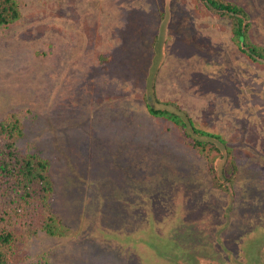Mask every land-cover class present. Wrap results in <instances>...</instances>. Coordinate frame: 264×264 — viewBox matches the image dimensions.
<instances>
[{
	"label": "rangeland",
	"instance_id": "rangeland-1",
	"mask_svg": "<svg viewBox=\"0 0 264 264\" xmlns=\"http://www.w3.org/2000/svg\"><path fill=\"white\" fill-rule=\"evenodd\" d=\"M17 1L0 123L19 120L20 152L49 162L64 233L37 227L44 209L9 264H264V61L232 20L202 0ZM227 1L264 51V0ZM150 105L218 134L194 136L219 151Z\"/></svg>",
	"mask_w": 264,
	"mask_h": 264
},
{
	"label": "trees",
	"instance_id": "trees-1",
	"mask_svg": "<svg viewBox=\"0 0 264 264\" xmlns=\"http://www.w3.org/2000/svg\"><path fill=\"white\" fill-rule=\"evenodd\" d=\"M202 1L213 12L232 20L235 40L248 57L264 61V51L246 40L249 21L243 7L227 0ZM20 15L17 0H0V25L16 21ZM149 110L180 126L191 137L193 144L202 150L208 148V151H219V146L214 139H201L194 136L195 133L224 141L218 134L197 128L188 116L152 105ZM15 130L20 131L18 135L23 134L19 120L0 123L3 135L0 137V264H9L18 241V228L32 229L34 217L44 209L47 212L40 214L42 217L38 220L42 222L37 227L51 235L64 233L63 225L54 217L50 208L53 180L49 162L33 153H21L17 146V136H14Z\"/></svg>",
	"mask_w": 264,
	"mask_h": 264
}]
</instances>
